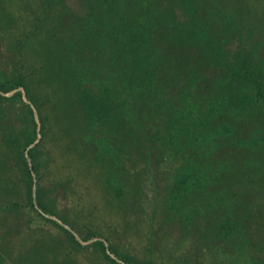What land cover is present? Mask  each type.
I'll return each instance as SVG.
<instances>
[{
	"label": "rangeland",
	"instance_id": "obj_1",
	"mask_svg": "<svg viewBox=\"0 0 264 264\" xmlns=\"http://www.w3.org/2000/svg\"><path fill=\"white\" fill-rule=\"evenodd\" d=\"M85 1L0 0V88L24 84L0 90V264H114L95 241L138 263L264 264V117L223 141L203 131L216 98L212 108L192 96V106L161 107L158 99L181 98L167 90L135 107L139 91L120 84L121 54L103 46L107 21ZM179 1L124 0L110 24L114 42L147 33L175 82L180 63L200 61L166 43L164 21L179 18ZM200 1L218 37L264 69V0ZM70 82L114 88L113 99L132 103L128 115L88 118ZM26 167L47 218L79 245L29 207Z\"/></svg>",
	"mask_w": 264,
	"mask_h": 264
},
{
	"label": "trees",
	"instance_id": "obj_2",
	"mask_svg": "<svg viewBox=\"0 0 264 264\" xmlns=\"http://www.w3.org/2000/svg\"><path fill=\"white\" fill-rule=\"evenodd\" d=\"M122 1L124 0H86L85 2L89 4V15L93 16L99 13L107 21V26L104 24L107 28L103 46L107 47L108 51L121 54L123 82L120 84L124 93L128 90L131 91V86L139 91L137 92L139 98L133 104L135 107L144 106L146 98L157 100L159 93L164 97L167 90L169 92L177 91L181 98L177 95L178 100L176 97L168 98V100L158 99L161 107L168 106V104H175L178 107L182 104L192 106L186 104L185 99L187 96H192L203 99L202 104L199 105L200 109L212 108L211 102L216 98L215 106L217 105V108L213 112L217 118L207 124L204 122L203 131L220 133L223 135L222 138L229 133L238 134L241 131L239 129L245 126V122H249V118L264 117V69L262 63L259 60L252 62L241 49L232 50L223 41V38L218 37L212 28L210 17H205V9L200 0H180L178 4L179 18L167 16L164 21L166 43L173 47L195 49L194 57L196 56L200 60L196 62L198 68L195 66L196 64L192 66L187 63L185 67L183 63H180L181 66L183 65L181 68L184 67L185 74L177 82L170 81L172 75L170 72L166 74L168 75L166 78V75H162L167 71V65L164 66L167 61L161 58L154 49L148 48L147 39H145L147 33L144 34V31L124 36L121 41H113L114 32L110 29V24L118 20L116 18L119 13L117 5H120ZM189 53L187 52L183 57L187 58ZM192 58L193 54L190 56V59ZM70 84L75 89V99L78 101L79 108L88 118L108 123L113 120L114 113L117 111L125 117L128 115L132 103L125 96L113 99L116 94L114 88H99V93H95L89 89H83L79 84L78 87H74L72 82ZM22 87H24L22 79L16 78L9 86H3L0 90L3 93H8ZM17 95L20 93L18 92ZM30 112L32 113L31 109ZM230 137L224 138L223 141L229 140ZM29 155L33 156L32 150ZM26 171L27 177L30 178V181L27 182L29 207L37 210L42 219L50 221L59 228L70 242L79 245L75 235L68 228L47 218V216H54V213L43 205L38 193H33L31 175L27 167ZM190 180L191 177L188 178L187 183ZM185 181L178 182L176 191ZM33 196H35V202L32 201ZM90 239L88 237L84 241L87 242ZM93 245L99 247L104 257L114 264H150L138 263L120 256L111 248L107 250L101 241H95Z\"/></svg>",
	"mask_w": 264,
	"mask_h": 264
}]
</instances>
